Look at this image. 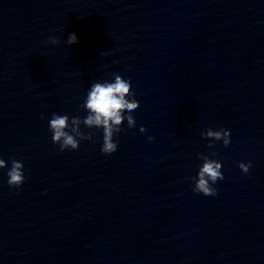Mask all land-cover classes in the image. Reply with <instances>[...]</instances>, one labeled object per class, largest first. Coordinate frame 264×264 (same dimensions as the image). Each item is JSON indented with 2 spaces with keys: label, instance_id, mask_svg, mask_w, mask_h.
<instances>
[{
  "label": "clouds",
  "instance_id": "1",
  "mask_svg": "<svg viewBox=\"0 0 264 264\" xmlns=\"http://www.w3.org/2000/svg\"><path fill=\"white\" fill-rule=\"evenodd\" d=\"M78 42L75 33L69 34L68 45ZM45 43L56 45L60 40L54 36L48 38ZM114 79L112 82H95L87 93V97L82 108L87 111L86 117L81 119L79 116L69 117L67 114L61 115L53 113L49 121V130L52 132V142L59 146V151H76L80 147L81 140L91 141L93 133L81 130V125L87 129L102 130L103 143L101 153L105 156H111L118 149V141L114 136L123 131L122 125L127 121L128 128L136 127L135 118L130 114L139 107V101L134 98L132 92L131 80L124 79L118 73H112ZM131 98V99H130ZM41 119H45L41 115ZM140 132H146L147 129L141 125ZM201 137L209 139L208 147H213L214 141H222L224 147L230 144V132L223 128L219 130L206 129L201 132ZM154 137L148 136L147 140L152 141ZM216 152H211L210 156L215 157ZM209 155L198 153V157L203 161L199 167L196 177H193V192L203 194L204 196H216L217 189L213 187L218 180H223L221 172L222 164ZM252 166V162H240L238 167L247 173ZM7 167L6 161L0 158V169ZM23 163L12 158L11 168L7 172L8 185L11 188L19 190L25 182Z\"/></svg>",
  "mask_w": 264,
  "mask_h": 264
}]
</instances>
